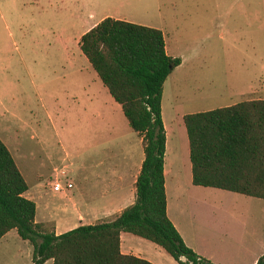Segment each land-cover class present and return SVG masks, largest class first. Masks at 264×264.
<instances>
[{"label":"rangeland","instance_id":"1","mask_svg":"<svg viewBox=\"0 0 264 264\" xmlns=\"http://www.w3.org/2000/svg\"><path fill=\"white\" fill-rule=\"evenodd\" d=\"M104 17L160 29L167 54L181 59L163 83L161 116L167 157L176 155L185 194L197 200L186 202L184 216L196 245L226 259L263 255L264 200L193 187L183 115L264 99V0H0V139L28 185L35 220L51 232L54 222L56 231L79 225V214L87 223L109 217L112 207L85 210L86 200L99 199L89 192L91 180L97 173L111 178L128 148L143 156L139 137L78 45ZM98 94L109 107L90 102ZM54 180L72 188L53 191ZM158 250L163 254L142 255L178 264ZM31 256L15 229L0 238V264H32Z\"/></svg>","mask_w":264,"mask_h":264},{"label":"trees","instance_id":"2","mask_svg":"<svg viewBox=\"0 0 264 264\" xmlns=\"http://www.w3.org/2000/svg\"><path fill=\"white\" fill-rule=\"evenodd\" d=\"M79 48L130 128L144 158L134 201L112 220L79 225L60 234L44 231L27 183L0 139V238L11 229L32 246V264H154L123 254L120 232L161 247L178 264H214L188 247L166 214L162 86L181 63L167 54L155 27L104 17L79 38ZM192 184L264 200V99H248L183 115ZM254 264H264V254Z\"/></svg>","mask_w":264,"mask_h":264},{"label":"crops","instance_id":"3","mask_svg":"<svg viewBox=\"0 0 264 264\" xmlns=\"http://www.w3.org/2000/svg\"><path fill=\"white\" fill-rule=\"evenodd\" d=\"M84 84H85V87H87L90 90V85L87 82V80H84ZM98 95H99L98 96L99 99L97 98L95 100L91 99L90 102L96 108H104L106 106L109 107V104L112 102H110V100L106 98L105 96L101 94H98ZM163 125L165 129V150H164V159H163V175H164V191H165V196H166V214L168 218L171 220V222L173 223V225L175 226V228L177 229V231L179 232V234L181 235L185 244L192 247V249L197 254L199 253V255H202L210 259L215 264H254L256 260L258 259V257L260 256L259 254L260 252L254 255L253 257L250 254H240V255L232 254V257L229 256L230 258L226 259L225 258L226 255L224 254H214L209 251H205L202 248H200L198 245H196L197 243L195 242V240L193 239V235L191 234V222L188 221L187 223L184 216H185L186 211L188 212V207L186 206V202L190 200L194 204L195 201L197 200L194 196H188L187 194H185V189L182 186L181 180L179 178V167L180 166L178 165L179 162L176 158V155L172 157H167V149H168L167 130H166V126L164 122H163ZM137 136L139 137L138 139L142 145L141 137L138 134ZM187 142H188V138H187ZM173 147L177 148L176 145H173ZM188 152H189V145H188ZM143 158H144V153H143V156L138 154V156L135 158L131 155V150L128 148L126 151L123 152V156L119 159V161L113 166L112 168L113 172L111 171L112 172L111 178L103 179L102 177L104 176L103 173H101V175L97 173L95 175L94 180H91L90 182L89 192L91 195H95L99 197V199L93 202L92 201L88 202L85 199L86 200L85 205L87 207L85 208V210H87L86 212L103 211V210L109 209V207H112V209L113 208L115 209L114 212L108 215L109 217H103L99 219L98 222L108 221V220H112L124 207L131 204L134 201V191H135L134 182L139 173ZM96 160L97 159H95V161ZM190 168H191V162H190ZM65 173H66V170L63 167L60 170V174L63 175ZM191 179H192V174H191ZM54 182L56 181L54 180L53 184ZM191 184H192V181H191ZM193 187L197 188L200 186L193 185ZM208 188H213V187H208ZM228 192L232 193L231 191H228ZM25 194H26V191L23 193V195L25 196ZM78 221L80 222L79 225L94 224V223L85 222V218L81 214L78 215ZM79 225L73 224L68 228H63L61 231H56V223L54 222V228L52 232H54L57 235L65 231H68L70 229H73ZM7 233L4 234L1 238L5 237ZM224 234H225V237L229 235L227 232ZM198 235L200 236V234L197 233V236ZM144 240L146 239L136 236L132 233L122 231L120 232V235H119L120 252L123 254H131V255H135V256L147 259L154 264H163L161 260H159L153 255L152 257L142 255V254H163L160 250H158V248L162 249L161 247H159L156 244H155L156 246L152 244H148ZM140 246H143V247H140ZM244 258H247V260L245 261ZM48 260H50L52 263L51 259H48Z\"/></svg>","mask_w":264,"mask_h":264},{"label":"built area","instance_id":"4","mask_svg":"<svg viewBox=\"0 0 264 264\" xmlns=\"http://www.w3.org/2000/svg\"><path fill=\"white\" fill-rule=\"evenodd\" d=\"M70 189L72 188V183L71 182H67L65 184V187L62 186L58 181L54 182L53 186H52V189L53 191H56V192H59V191H62L63 189Z\"/></svg>","mask_w":264,"mask_h":264}]
</instances>
